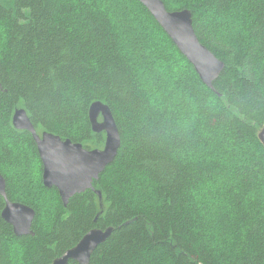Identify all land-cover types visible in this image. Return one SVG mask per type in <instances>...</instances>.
<instances>
[{
	"label": "trees",
	"instance_id": "trees-1",
	"mask_svg": "<svg viewBox=\"0 0 264 264\" xmlns=\"http://www.w3.org/2000/svg\"><path fill=\"white\" fill-rule=\"evenodd\" d=\"M162 1L224 63L213 90L137 0H0V174L36 212L34 235L16 237L0 196V264H52L110 227L90 264H264V0ZM96 102L121 148L65 206L13 116L103 149Z\"/></svg>",
	"mask_w": 264,
	"mask_h": 264
},
{
	"label": "water",
	"instance_id": "water-1",
	"mask_svg": "<svg viewBox=\"0 0 264 264\" xmlns=\"http://www.w3.org/2000/svg\"><path fill=\"white\" fill-rule=\"evenodd\" d=\"M137 1L148 10L179 52L192 63L203 83L213 90L214 83L225 65L199 41L193 27L192 13L188 10L170 12L162 0ZM89 120L93 132L106 135L103 149L89 150L82 144H73L70 140L64 141L46 132L38 135L24 109H17L13 116V126L19 131L31 133L37 144L43 165L42 179L45 188L56 187L65 206L75 195L94 190L93 183L115 162L121 148V134L107 105L101 102L93 103L89 110ZM258 137L264 146V126ZM0 196L6 202L2 218L12 226L15 236H33L35 210L8 199L7 182L1 174ZM113 231L111 227L89 231L78 244L64 252L52 264H70L72 261L90 264L93 253L110 238Z\"/></svg>",
	"mask_w": 264,
	"mask_h": 264
},
{
	"label": "bare ground",
	"instance_id": "bare-ground-1",
	"mask_svg": "<svg viewBox=\"0 0 264 264\" xmlns=\"http://www.w3.org/2000/svg\"><path fill=\"white\" fill-rule=\"evenodd\" d=\"M191 63V62H190ZM192 64V63H191ZM194 67V66H193ZM195 68V67H194ZM197 72V71H196ZM198 74V73H197ZM199 75V74H198ZM200 77V76H199ZM202 80V79H201ZM203 82V81H202ZM45 133V132H44ZM47 133V132H46ZM43 134V133H42ZM42 134H38V135H42ZM56 136V135H55ZM62 139V138H61ZM63 140V139H62ZM64 141H67V140H64ZM71 141V140H70ZM72 142V141H71ZM73 144H76V143H74V142H72ZM77 144H80V143H77ZM85 148V147H84ZM94 150V149H93ZM94 187V186H93ZM52 188H56V187H52ZM51 188V189H52ZM59 191V190H58ZM88 191V190H87ZM60 194V193H59ZM2 197V196H1ZM60 197H61V195H60ZM61 199H62V197H61ZM62 202H63V200H62ZM64 203V202H63ZM65 205V204H64Z\"/></svg>",
	"mask_w": 264,
	"mask_h": 264
},
{
	"label": "rangeland",
	"instance_id": "rangeland-1",
	"mask_svg": "<svg viewBox=\"0 0 264 264\" xmlns=\"http://www.w3.org/2000/svg\"><path fill=\"white\" fill-rule=\"evenodd\" d=\"M102 120V118H100V121Z\"/></svg>",
	"mask_w": 264,
	"mask_h": 264
}]
</instances>
